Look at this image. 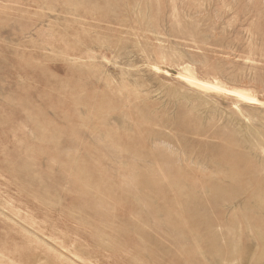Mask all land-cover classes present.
Returning <instances> with one entry per match:
<instances>
[{
  "label": "rangeland",
  "instance_id": "374dc122",
  "mask_svg": "<svg viewBox=\"0 0 264 264\" xmlns=\"http://www.w3.org/2000/svg\"><path fill=\"white\" fill-rule=\"evenodd\" d=\"M0 264H264V0H0Z\"/></svg>",
  "mask_w": 264,
  "mask_h": 264
},
{
  "label": "bare ground",
  "instance_id": "6f19581e",
  "mask_svg": "<svg viewBox=\"0 0 264 264\" xmlns=\"http://www.w3.org/2000/svg\"><path fill=\"white\" fill-rule=\"evenodd\" d=\"M194 83H196L197 85H200V86H208L209 85L208 83H206L204 81H200V80H196V79L194 80ZM229 92L235 94L237 97L244 99V100L251 99L246 94H244L243 92L238 91V90H229Z\"/></svg>",
  "mask_w": 264,
  "mask_h": 264
}]
</instances>
